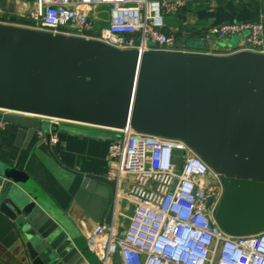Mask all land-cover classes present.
Instances as JSON below:
<instances>
[{
	"label": "water",
	"instance_id": "1",
	"mask_svg": "<svg viewBox=\"0 0 264 264\" xmlns=\"http://www.w3.org/2000/svg\"><path fill=\"white\" fill-rule=\"evenodd\" d=\"M214 46L232 49L229 43ZM200 60L135 51L124 58L95 41L34 32L0 50V123L17 126L28 138L42 134L48 145L51 135L66 129L51 120L163 130L189 144L220 176L223 193L214 218L221 229L255 235L264 231V122L242 121L264 99V55ZM2 176L23 189L1 199L0 214L16 224L30 263L76 264L81 255L63 213L34 195L23 172L12 168ZM78 176L74 203L99 226L110 224L117 183ZM88 200L93 205L87 209ZM102 203L98 216L92 208L100 210Z\"/></svg>",
	"mask_w": 264,
	"mask_h": 264
},
{
	"label": "built area",
	"instance_id": "2",
	"mask_svg": "<svg viewBox=\"0 0 264 264\" xmlns=\"http://www.w3.org/2000/svg\"><path fill=\"white\" fill-rule=\"evenodd\" d=\"M184 4L185 0H37L27 18L31 29L54 36L95 41L116 51L172 54L174 39L164 32V17ZM13 24L0 10V25ZM206 35L245 36L246 50L264 55L262 22L215 25ZM112 131L119 140L108 144L106 177L117 183V192L120 181L131 178L121 197L133 211L121 216L127 220L123 230L112 215L110 224L97 226L86 238L88 250L101 264H112L116 255L123 264H264V231L233 236L218 225L214 212L223 185L192 148L181 140L136 133L129 126ZM55 142L51 135L49 143ZM209 198L213 202L207 207Z\"/></svg>",
	"mask_w": 264,
	"mask_h": 264
},
{
	"label": "crops",
	"instance_id": "3",
	"mask_svg": "<svg viewBox=\"0 0 264 264\" xmlns=\"http://www.w3.org/2000/svg\"><path fill=\"white\" fill-rule=\"evenodd\" d=\"M36 2L37 0H0V10L14 23L4 26L5 28L0 25V50L9 42H16L18 39L26 38L28 34L39 32L30 28L31 23L27 18L35 8ZM236 22L264 24V0H185L183 8L176 14L164 17V32L173 37L172 50L175 53L165 54L158 51L148 54L154 57L180 56L192 59L200 57L201 62L214 61L216 58L226 59L234 54L248 59L255 53L246 50L245 36L212 39L206 35V31L215 25ZM215 42L229 43L232 49L215 47ZM207 45L208 50L205 49ZM115 52L125 58L133 51L115 50ZM196 52L203 54L196 57L184 54ZM179 62L190 67L193 65V61L187 62L185 59ZM242 122L246 124L264 122V99L254 104ZM61 126L66 129L52 135L56 137V142L48 145L44 135L40 138L39 134L35 133L28 138L26 133L20 135L21 129L17 126L0 123V201L13 189L23 192L20 186L4 178L2 171L13 168L23 172L30 185H34L37 189L34 195L60 210L69 221L72 227L69 238L81 255V259L76 264H101L85 244L86 238L99 224L74 203V196L78 189L76 183L80 180L79 174L106 177L110 168L107 158L108 144L119 136L107 128L74 123H63ZM134 131L158 138L181 140L185 143L184 140L172 137L163 130L134 128ZM218 177L220 180L219 175ZM131 183V178L125 176L120 181V188L114 198L112 215H115V220L122 225V230L126 227L127 220L122 219L121 216H130L133 205L124 201L121 196L127 192ZM91 204L92 202L88 200L85 204L86 208L88 209ZM102 205L100 210L96 207L92 208V211L98 212V216L103 211L104 203ZM0 264H31L16 224L11 223L1 214ZM112 264L123 263L116 255Z\"/></svg>",
	"mask_w": 264,
	"mask_h": 264
}]
</instances>
